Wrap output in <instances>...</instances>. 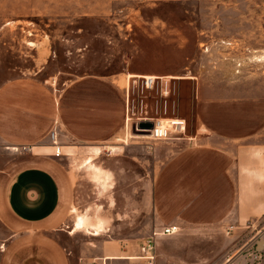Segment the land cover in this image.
<instances>
[{"label": "rangeland", "instance_id": "1", "mask_svg": "<svg viewBox=\"0 0 264 264\" xmlns=\"http://www.w3.org/2000/svg\"><path fill=\"white\" fill-rule=\"evenodd\" d=\"M142 76L183 79H168L166 98ZM15 81L28 138L55 126L49 114L64 107L102 114L93 141L64 143L63 158L81 166L96 158L82 170L78 212L104 219V231L141 255L156 229L174 223L159 217L157 194L173 202L176 153L264 143V0H0V87ZM159 120L186 129L153 140ZM223 124L229 135L208 131ZM48 138L15 149L53 146ZM195 229L156 237L146 262L264 264V220L256 230Z\"/></svg>", "mask_w": 264, "mask_h": 264}, {"label": "crops", "instance_id": "2", "mask_svg": "<svg viewBox=\"0 0 264 264\" xmlns=\"http://www.w3.org/2000/svg\"><path fill=\"white\" fill-rule=\"evenodd\" d=\"M22 87L19 81L0 87V264H133L136 260L147 264L143 253L134 255L127 239L113 238L104 231V219H93L84 210L78 212L81 173L96 158L88 157L86 160H91L87 166H81L84 161L67 163L64 153L56 157L53 146L29 147L27 154L15 149L36 144L53 130L62 151L64 143L74 142L73 138L91 142L89 136L98 131L102 114L64 107L57 117L49 114L55 118V126L51 124L44 133L28 138L23 133L32 130H24L20 124L26 106L14 101V90ZM222 126L207 130L216 136L229 135L228 126ZM211 135L209 140L214 137ZM194 138L185 139L190 142ZM228 142L221 145L220 152L191 150L188 159L182 152L176 153L173 202L168 207L162 193L157 194L159 217L164 221L173 215L174 223L166 226L180 228L172 236L198 227L203 231L208 227L256 230L264 220V143H239L231 150ZM110 179L97 178L105 183ZM110 214L113 221V209ZM80 220L85 224L83 229H77ZM257 234L261 238L258 246L263 250L264 236L259 230ZM81 237L86 240L80 242ZM71 243L78 244V250Z\"/></svg>", "mask_w": 264, "mask_h": 264}, {"label": "built area", "instance_id": "3", "mask_svg": "<svg viewBox=\"0 0 264 264\" xmlns=\"http://www.w3.org/2000/svg\"><path fill=\"white\" fill-rule=\"evenodd\" d=\"M132 78H127V81H130ZM141 80L143 87L147 90H153L154 88H160L162 97H168L171 93V88L167 78L159 77V76H142V78H137ZM136 82V81H135ZM186 129L185 122L181 120H167V121H158L153 125L150 130V138L153 140H168L172 135L183 132ZM50 140L53 143L54 147V155L56 157H60L62 152V147L58 144L57 140V132L53 130L50 133ZM25 151H29V147L23 148ZM18 150V149H16ZM180 228L177 226H166L160 232L155 230L153 232V236L146 242V244L142 247V252L145 253V259H153L151 256V251L153 249V245L155 243V238L158 236H172L179 233Z\"/></svg>", "mask_w": 264, "mask_h": 264}, {"label": "bare ground", "instance_id": "4", "mask_svg": "<svg viewBox=\"0 0 264 264\" xmlns=\"http://www.w3.org/2000/svg\"><path fill=\"white\" fill-rule=\"evenodd\" d=\"M168 79H177V80H181L183 78H179V77H170ZM129 139V137L127 138ZM84 226H83V222L82 220H80L78 223H77V229H82ZM96 235H98V233L96 232Z\"/></svg>", "mask_w": 264, "mask_h": 264}, {"label": "trees", "instance_id": "5", "mask_svg": "<svg viewBox=\"0 0 264 264\" xmlns=\"http://www.w3.org/2000/svg\"><path fill=\"white\" fill-rule=\"evenodd\" d=\"M143 126H150V125H147V124H143Z\"/></svg>", "mask_w": 264, "mask_h": 264}]
</instances>
